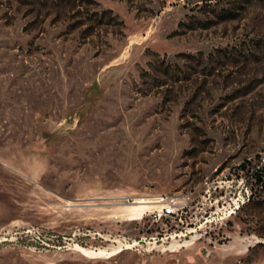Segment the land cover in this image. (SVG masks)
Returning <instances> with one entry per match:
<instances>
[{
  "label": "rangeland",
  "instance_id": "obj_1",
  "mask_svg": "<svg viewBox=\"0 0 264 264\" xmlns=\"http://www.w3.org/2000/svg\"><path fill=\"white\" fill-rule=\"evenodd\" d=\"M0 264H264V0H0Z\"/></svg>",
  "mask_w": 264,
  "mask_h": 264
},
{
  "label": "built area",
  "instance_id": "obj_2",
  "mask_svg": "<svg viewBox=\"0 0 264 264\" xmlns=\"http://www.w3.org/2000/svg\"><path fill=\"white\" fill-rule=\"evenodd\" d=\"M188 196H184L182 198L178 196L168 195V194H162L156 197L158 200V206L159 211H157V214L165 217H176L180 214V212L183 211V201L186 200ZM133 199H128V202L134 201Z\"/></svg>",
  "mask_w": 264,
  "mask_h": 264
},
{
  "label": "bare ground",
  "instance_id": "obj_3",
  "mask_svg": "<svg viewBox=\"0 0 264 264\" xmlns=\"http://www.w3.org/2000/svg\"><path fill=\"white\" fill-rule=\"evenodd\" d=\"M157 199L156 196H152V195H140V196H136L135 200L132 201L130 204L126 202H124V204L126 205V207L129 209L128 210V218L129 219H138L143 217L144 213L146 212L147 209L149 208H153V207H157L158 203H157ZM195 230V229H194ZM193 230V231H194ZM121 249L117 250L114 253H118L120 252ZM91 252V251H90Z\"/></svg>",
  "mask_w": 264,
  "mask_h": 264
}]
</instances>
